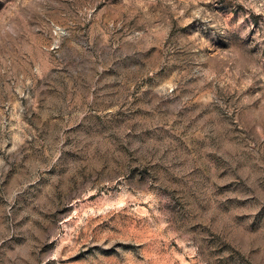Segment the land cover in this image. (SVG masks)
Returning a JSON list of instances; mask_svg holds the SVG:
<instances>
[{
    "label": "rangeland",
    "instance_id": "obj_1",
    "mask_svg": "<svg viewBox=\"0 0 264 264\" xmlns=\"http://www.w3.org/2000/svg\"><path fill=\"white\" fill-rule=\"evenodd\" d=\"M0 264H264V0H0Z\"/></svg>",
    "mask_w": 264,
    "mask_h": 264
}]
</instances>
